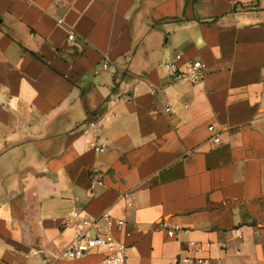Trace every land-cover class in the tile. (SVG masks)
I'll return each mask as SVG.
<instances>
[{
  "label": "crops",
  "instance_id": "crops-1",
  "mask_svg": "<svg viewBox=\"0 0 264 264\" xmlns=\"http://www.w3.org/2000/svg\"><path fill=\"white\" fill-rule=\"evenodd\" d=\"M104 213L128 264H264V0H0V264H106L60 256Z\"/></svg>",
  "mask_w": 264,
  "mask_h": 264
},
{
  "label": "built area",
  "instance_id": "built-area-1",
  "mask_svg": "<svg viewBox=\"0 0 264 264\" xmlns=\"http://www.w3.org/2000/svg\"><path fill=\"white\" fill-rule=\"evenodd\" d=\"M73 38L74 35L70 34L69 39L72 40ZM109 67L110 62L106 60L102 65V69L108 70ZM166 67L180 77L187 75L194 82L201 81L205 75L204 65L199 60L190 62L188 70L185 73H182L175 63H168ZM95 73L98 74L99 70H96ZM122 98L125 97L123 96ZM115 104V101H111L109 104L110 108H113ZM164 111L170 112L171 108L166 107ZM105 119L88 120L82 128V132L89 136L88 148L95 153H102L108 148V144L105 141L99 140L100 130L104 126ZM210 130L213 131V127H210ZM213 141L219 143L220 136L215 134ZM99 184H101V180L98 178L91 181L92 188H95ZM78 218H80V212H74L69 224ZM125 224L124 219L115 218L109 213L102 214L96 220L83 218L77 231V237L61 252L60 256L75 259L84 256L92 250H96L105 253L106 264H128L131 246L116 236V232L121 233L124 231ZM159 225L170 238H176L178 233L183 230L180 224L175 223L170 225L168 220H161ZM92 229H95L94 236L91 233ZM239 231V229L236 230L237 233ZM212 246L213 243L210 241L191 240L181 250L173 264H206L208 260L206 253ZM223 246L225 247L226 245L224 244ZM39 253L40 251L38 250L33 252L34 255H38ZM44 263L48 264L49 262L48 260H44Z\"/></svg>",
  "mask_w": 264,
  "mask_h": 264
}]
</instances>
